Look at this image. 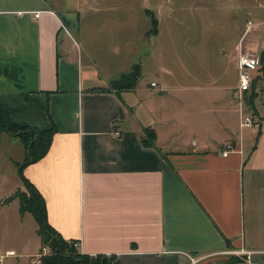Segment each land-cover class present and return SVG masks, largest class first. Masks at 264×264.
Segmentation results:
<instances>
[{
	"label": "crops",
	"instance_id": "0c3cea01",
	"mask_svg": "<svg viewBox=\"0 0 264 264\" xmlns=\"http://www.w3.org/2000/svg\"><path fill=\"white\" fill-rule=\"evenodd\" d=\"M93 5L0 0V121L29 127L36 141L56 127L47 153L22 168L45 201L47 222L91 264L99 255L113 256L112 264H235L229 251L240 250L264 264V117L243 124L249 113L246 93L234 92L235 35L217 57L232 66L233 85L225 84V66L220 75L198 69L193 50L194 70L182 53L167 63L152 46L135 57V47L113 43L116 58L98 61L83 43L88 32L75 35L88 28ZM165 15H157L156 33H148L150 23L144 41L160 34ZM109 22L105 15L96 24ZM135 65L136 83L116 87ZM263 95L262 111L250 102L261 116ZM16 140L20 165L25 149ZM40 248V239L33 252L5 247L0 264H26Z\"/></svg>",
	"mask_w": 264,
	"mask_h": 264
},
{
	"label": "rangeland",
	"instance_id": "374dc122",
	"mask_svg": "<svg viewBox=\"0 0 264 264\" xmlns=\"http://www.w3.org/2000/svg\"><path fill=\"white\" fill-rule=\"evenodd\" d=\"M91 1L94 5L88 19L89 26L84 30L81 26L80 34L75 35L77 39L80 37L82 39L84 32H88L83 43L87 44L90 50L95 48L93 51L98 61L114 57L110 53V46L113 43H118L121 46L127 44L128 48L135 47V57L138 51L142 53L152 46L163 49L164 59L167 63L170 60L173 61L175 56L180 59V53H182L183 63L194 70V65L191 64L193 50L195 51L194 55H198V69H203L207 73L211 71L219 74V71L222 73L225 66L221 58L220 60L217 58L221 56L219 48L227 42H232L234 35L237 44L240 45L239 54L246 53L256 57L259 64L260 60L264 58V55L261 54L264 51V0ZM165 13L167 15L161 18L159 25L160 34L156 37L147 36L144 41L145 31L150 28L151 18L157 20L158 14ZM105 15L110 19V22H114L103 26L96 24ZM116 17L118 21L123 19V28H121V24H116ZM178 21L187 23V28L181 29L182 25ZM171 44L175 45V49ZM122 51L119 57L122 56ZM172 51L173 54L170 55L169 53ZM108 63L106 64L108 65ZM153 64V61H148L150 68L153 67ZM254 74L257 80L244 96V105L253 123H258L264 116L256 114L253 107L257 108L259 112L263 109L260 95L261 90L264 91V63L260 65L259 72ZM224 81L227 85L235 83L232 66L229 70L227 68L226 75L224 72ZM221 83L223 82L221 81ZM251 93H255L253 100L250 96ZM251 100L253 107L250 103ZM16 139L18 138L7 133L0 134V250L12 246L16 247L19 252H33L36 250L38 239H40L36 230V222L28 212L23 214L19 212L18 198L14 197L12 201H7L13 194L20 197V194L26 193L25 186L18 174L20 166L15 163L16 160L23 158V148ZM46 251L49 253L50 249L47 247ZM240 251H231L227 261L235 264H247L245 261L249 260L251 264H255L253 257L247 258L246 254ZM41 253L44 254L42 247L38 254ZM34 258V256L28 258L26 264H32ZM10 264H18V261L13 260Z\"/></svg>",
	"mask_w": 264,
	"mask_h": 264
},
{
	"label": "trees",
	"instance_id": "16d2710c",
	"mask_svg": "<svg viewBox=\"0 0 264 264\" xmlns=\"http://www.w3.org/2000/svg\"><path fill=\"white\" fill-rule=\"evenodd\" d=\"M156 25L157 20L151 18V28L148 30L149 34L156 33ZM139 74V67L135 65L131 72L121 75L113 84L118 88L131 87L136 83ZM255 80L253 83H255ZM254 95L255 93L250 94L252 98ZM55 130L56 127L52 123L48 129L41 131L40 138L36 141L33 137V131L29 127H9L0 121V131L18 138L25 149V157L23 163L19 165L18 171L27 194L22 193L20 197L13 194L7 201L12 200L14 197L18 198L19 212L21 214L25 212L30 213L36 221L38 225L37 234L40 237L41 247L47 246L50 249L49 253L40 257V264H89L90 257L87 254L81 253L78 247L74 245V241L63 239L47 222L45 201L42 195L22 174L24 164L34 162L47 153ZM147 133V143L150 144V141L154 139V133L152 130H147ZM113 258V256L105 257L99 255L96 258V264H112Z\"/></svg>",
	"mask_w": 264,
	"mask_h": 264
},
{
	"label": "built area",
	"instance_id": "2783aa9c",
	"mask_svg": "<svg viewBox=\"0 0 264 264\" xmlns=\"http://www.w3.org/2000/svg\"><path fill=\"white\" fill-rule=\"evenodd\" d=\"M17 14L22 15V14H24V12L17 11ZM33 16H34V18H37L39 16V13L38 12L33 13ZM236 67H237V71H238V83H237V86H236L234 92L238 98H241L245 93H247L249 90H251L253 81L256 78V75L254 73L259 71L260 64H259V61L257 60L256 57L250 56L246 53H244V54L240 53L237 57ZM151 85L154 86L155 83L152 82ZM251 123H252V121H251V118L249 116L244 118V122H243L244 125L248 126V125H251ZM223 155H226V152H223ZM74 245L76 247H78V243H74ZM46 250H47V246H43L42 252H44V254H46V252H47ZM229 252H231V251H229ZM240 252H244L246 254L247 258H250L251 254H252L249 251H242L241 250ZM42 254L43 253H41V254L37 253L36 255H34L35 258L32 260V264H40L39 260H40V257ZM6 255L7 256H15V253H14V251H7ZM245 263L251 264V261L248 260V261H245Z\"/></svg>",
	"mask_w": 264,
	"mask_h": 264
}]
</instances>
